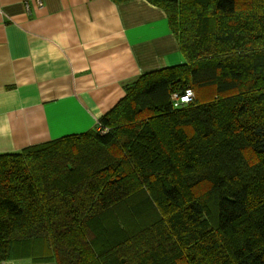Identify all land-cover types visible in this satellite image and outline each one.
<instances>
[{"label":"trees","instance_id":"trees-1","mask_svg":"<svg viewBox=\"0 0 264 264\" xmlns=\"http://www.w3.org/2000/svg\"><path fill=\"white\" fill-rule=\"evenodd\" d=\"M147 1L184 62L129 84L106 134L0 153V264H264V0Z\"/></svg>","mask_w":264,"mask_h":264},{"label":"crops","instance_id":"crops-1","mask_svg":"<svg viewBox=\"0 0 264 264\" xmlns=\"http://www.w3.org/2000/svg\"><path fill=\"white\" fill-rule=\"evenodd\" d=\"M40 1L0 0V153L93 130L129 84L184 62L147 0Z\"/></svg>","mask_w":264,"mask_h":264},{"label":"built area","instance_id":"built-area-1","mask_svg":"<svg viewBox=\"0 0 264 264\" xmlns=\"http://www.w3.org/2000/svg\"><path fill=\"white\" fill-rule=\"evenodd\" d=\"M37 3L39 6H42V2L40 0H38ZM193 98H194V93L192 90L186 91L185 95H183V96H179L177 94H174L173 95L174 105H175V107L183 106L184 104H187L190 101H192ZM96 130L100 134H106L107 133V129H105L100 123L97 124Z\"/></svg>","mask_w":264,"mask_h":264}]
</instances>
